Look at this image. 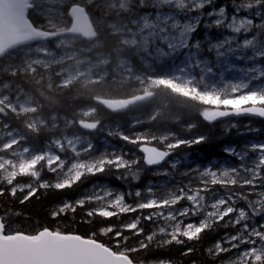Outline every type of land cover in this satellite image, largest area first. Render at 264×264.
<instances>
[{
    "label": "snow or ice",
    "instance_id": "snow-or-ice-1",
    "mask_svg": "<svg viewBox=\"0 0 264 264\" xmlns=\"http://www.w3.org/2000/svg\"><path fill=\"white\" fill-rule=\"evenodd\" d=\"M136 3L141 8L152 9L142 15L150 22L146 28L153 38L156 55L172 62L168 79L191 91L185 99L198 106L197 114L204 122L214 124L233 116L264 118V103L259 102L264 101V83L253 87L254 82L264 81V64L256 63L264 61V0H232L231 15L227 6L215 7V0H136ZM242 12L251 13L260 22L242 17ZM192 13L196 15H190ZM202 21L207 31L201 37L198 33ZM213 29H224L231 35L214 39ZM205 52L212 54L214 61L205 56ZM233 59L244 61L246 66H238ZM249 64L251 66H247ZM229 72H239L242 78L225 81V73ZM216 76L222 86L209 83V78ZM204 97L221 103L204 104ZM250 97L257 103L243 104L239 108L231 106V102ZM225 101L229 103L225 105ZM138 123L134 122L132 127ZM185 127L192 131L197 124L190 122ZM236 128L238 125L232 123L225 131ZM248 131L258 130L249 128ZM108 134L137 146L144 155L129 157L123 151L105 149L99 155L81 161L69 160L59 152L49 150L47 157L42 156L34 169L21 174L31 178L28 182H20L19 177L0 181V197L7 195L24 204L33 197L39 198L37 194L42 190L72 189L88 177L109 172H116L117 179L138 182L141 163L154 168L167 162L175 170L180 161H168V158L176 149L207 141L204 135L184 139L167 132L149 135L110 130ZM152 141L162 147L150 146L151 151L146 150L145 142ZM94 149L95 146L89 143L87 151ZM224 152L239 163L230 168L214 169L209 165L204 169L197 167L191 172L185 171L183 175L194 174V179L162 193L151 185L145 190L129 189L127 192L98 185L82 198L65 200L50 210L52 220L59 221L69 214L74 218L77 210L82 209L84 223L102 225L90 234L48 226L25 231L12 226L11 218L20 215L19 212H0V264H92L101 251L124 256L128 264H173L147 257L154 249L199 242L205 233L220 227L234 228L235 232L225 233L208 247L207 254L216 264H264V143L246 145L240 151L229 146ZM249 152L256 153L250 163L247 162ZM45 169L55 175L54 182L42 178ZM154 175L170 176L172 173L160 169ZM216 185L224 189L223 195L216 193ZM245 187L254 191H235V188ZM252 196L255 199L250 198ZM241 202L245 206H239ZM121 217L129 218L121 220ZM193 217H199L198 222L193 221ZM256 217L262 222L257 223ZM113 218L119 223L103 224ZM99 236L108 237L111 242L102 241ZM233 249L240 251L227 259H217ZM194 251V247L188 246L182 255Z\"/></svg>",
    "mask_w": 264,
    "mask_h": 264
},
{
    "label": "trees",
    "instance_id": "trees-1",
    "mask_svg": "<svg viewBox=\"0 0 264 264\" xmlns=\"http://www.w3.org/2000/svg\"><path fill=\"white\" fill-rule=\"evenodd\" d=\"M74 6L85 8L96 28L94 39L87 41L76 38L71 41V44L64 43L57 46V43L61 41L57 37L45 44L48 45L51 52L57 55L60 54L62 49L77 52L79 58L84 61L81 67L84 68L86 64L92 65L106 72V76L98 82L86 83L82 80H76L67 86H63V69H66L64 65L76 64L75 61L66 60L61 62L62 60H60L55 64L51 63L46 68L37 64L32 66L26 60L24 53H20V50L32 48V45L11 52L0 60V88L7 96V102L14 101L16 97L30 96L32 105L37 111L15 114L4 104H0V130L4 127L17 130L24 138L23 144L40 152L48 147L59 152V147L53 144L54 141L73 134L80 135L89 139L95 146L92 152L85 153L82 148L77 151V154L84 160L99 155L105 149L123 151L129 157H142L137 146L125 143L116 135H109L110 130L113 133L119 130L126 134L145 133L149 135L167 132L175 133L184 139L204 135L207 137V141L190 148L182 146L176 149L170 159V161H180L175 170L171 169L169 164L154 169L141 163L139 167L142 171L138 182L131 179L128 181L117 179L118 174L116 172H109L108 174L88 177L83 183L74 186L72 189L49 190L47 192L42 190L41 193L37 194L39 198L33 197L24 204H21L18 199L13 200L7 195L0 197V212L9 210L20 213V215H14L11 218L13 228L32 231L40 226H48L64 231L90 234L91 231L102 225L84 223L82 221L84 215L82 209L77 210L74 218L73 214H69L59 221L52 220L49 215L50 210L65 200L74 201L82 198L86 192L97 184H107L117 190L127 192L129 189L145 190L152 183H160L165 180V183L172 189L178 185L187 184L194 179V174L191 176L183 175L185 171L191 172L197 167L204 169L209 165L214 169L235 167L239 161L234 157L227 156L224 152L225 148L235 146L237 151H240L252 140L264 141V119L240 118L208 124L197 114L198 106L194 105L191 100L185 99L187 96L157 83L159 80L173 82L168 79L170 62L163 65L154 63L147 65L148 67L145 66L140 60V57H144V54L135 48L124 45L122 41L125 35L117 30L119 24L135 20L140 13L152 11L147 7H144L142 11L136 0L127 1V6L123 8L120 7L121 0H36L33 3V9L29 13V19L38 29L53 33H58L57 30L62 27L70 30L73 24L70 11ZM214 6H227L228 13L232 14V0H215ZM207 10L210 9L205 11ZM247 14V12H242L240 15L243 17ZM250 16L257 23L260 22L257 17L252 14ZM206 31L202 21L198 34L202 37ZM221 32L231 34L224 29H213L214 39H220ZM210 58H214L212 54H210ZM103 60H106L107 63H102ZM123 60L131 65L133 68L131 73L136 74V77L123 79L114 73L115 66ZM260 62L264 63V61ZM30 67H32V71ZM73 69H76V67H73ZM227 78L225 76V81ZM209 83L222 86L219 76L209 78ZM257 83H264V81L254 82L253 87ZM20 93L21 95H18ZM145 93H152L153 99L147 103L136 105L122 114L108 111L103 104L107 100H126ZM89 110L91 112L87 113ZM32 120H41L45 124L31 128L29 124ZM85 121L97 123L98 127L86 132L80 126V123ZM134 122L139 123L132 127ZM190 122L197 124V127L192 131H188L185 127ZM232 123H236L238 128L226 132L225 129ZM249 128L258 131L249 132ZM145 144L162 147L157 141L145 142ZM8 154V151L1 149L0 144V157H6ZM254 156L255 153L249 152L247 162L250 163ZM160 169L167 170L172 175H154V172ZM42 178L55 181L54 174L49 172L43 171ZM18 179L20 182L26 183L31 178L19 177ZM214 187L218 195L224 194V189L219 185ZM153 188L156 189L154 186ZM249 188H235V191L245 193L254 191L252 189L248 190ZM250 198L255 199V196ZM129 202L133 201L129 199ZM91 206L88 205V207ZM239 206L245 205L241 202ZM122 218L125 220L126 217ZM256 222H262L261 218L256 217ZM109 223H119V221L113 218L110 221L103 222V224ZM145 224L147 227V222ZM233 232H235L234 228L220 227L216 231L205 233L203 239L199 242H190L185 246L172 245L163 249H154L148 254L147 258L150 260L172 261L173 264H216V261L207 254L208 247L220 240L225 233ZM98 238L108 243L111 242L108 237L99 236ZM129 243L131 244L132 241H129ZM188 246L194 247L195 251L187 256L182 255ZM224 258L225 256H220L217 259Z\"/></svg>",
    "mask_w": 264,
    "mask_h": 264
},
{
    "label": "rangeland",
    "instance_id": "rangeland-1",
    "mask_svg": "<svg viewBox=\"0 0 264 264\" xmlns=\"http://www.w3.org/2000/svg\"><path fill=\"white\" fill-rule=\"evenodd\" d=\"M127 1L129 0H121V8L127 6ZM141 8V7H140ZM142 11L144 8H141ZM190 15H196V13H192ZM251 14L248 13L245 16L251 17ZM244 17V16H243ZM258 18V17H257ZM259 19V18H258ZM150 23L149 21H146L143 18V15L140 13V15L133 21L129 22H123L121 25L119 24L117 26V30L122 35H125L123 37V44L126 46H129L131 48H135L137 51H140L144 54V57H140L141 62L147 66L152 65L154 63L158 65H163L166 63L172 64L170 60L167 59H161L156 55L155 52V44L153 42V38L151 36L150 31L146 28V25ZM71 30V29H70ZM70 30H66L65 28H59L58 33H54L52 39H49L50 41L54 40V38H60L61 41L57 43L58 45L61 44H71V41H74L76 37H73L70 34ZM51 32V31H50ZM231 35L229 33H220V38H223L224 36ZM49 42V41H47ZM46 42H40L38 44L32 45L33 47L26 50H20V53H24V56H26V60L31 63V65H39L43 67H48L51 63H57L58 61L62 60L61 62H64L66 60H73L76 64L72 63L69 65H64L66 69H63V86H67L71 84L72 82L76 80H82L83 82H98L103 77L106 76V72L101 71L98 68H95L92 65L86 64L83 67L82 63L84 62L82 58H79V54L74 51H69L66 49H62L60 54H55L54 52H51L49 50L48 45L45 44ZM205 56H208L210 58V54L204 53ZM211 59V58H210ZM214 61V58H213ZM233 63L237 64L238 66L244 67L245 62L244 61H236L232 60ZM102 63L106 64L107 61L103 60ZM258 64H264L260 61H257ZM84 65V64H83ZM247 66H251L250 64ZM29 67V66H28ZM73 67H76V69H73ZM148 67V66H147ZM30 70L32 71V67H30ZM114 73H116L117 76L122 77L123 79H129L132 77H136V74H132L131 71H133V68L131 65H129L127 62L121 61L113 70ZM227 78L226 81H237L242 78V74L239 72H229L225 74ZM157 83L164 85L166 87H169L170 89H173L175 92L182 94L183 96H189L191 95V91L185 88L180 87L178 84L174 82L159 80ZM260 83H257L258 85ZM255 85V86H256ZM18 95H21L18 94ZM7 96L3 92V89L0 88V104H4L11 112L15 114H25L28 112H36L37 109L32 105V99L30 96H25L23 98L16 97L14 101L7 102ZM202 101L206 104H212V105H218L221 102L219 100H214L211 97H204L202 98ZM260 103H264V101H259ZM225 105H227L229 102L225 101L223 102ZM247 103H257L254 98H246L242 99L240 101L231 102V106L233 108H239L243 104ZM91 111H87V113H90ZM71 124V122H69ZM45 122L41 120H32L30 127L34 128L35 126H42ZM24 138L22 134H20L17 130H11L8 129V127L2 128L0 130V144L1 149L4 151H8L9 154L6 157H0V181H7L8 179H14L17 177H23L21 174L28 172L31 169H34L37 166V162L39 159L43 157H47L49 150L53 153H56L57 151H54L51 148H47L43 152L37 151L32 149L31 147L27 146L26 144H23ZM89 143L92 144V142L85 138L81 137L80 135L73 134L70 136H66L60 140H56L53 142V144L60 150L59 153L69 159H78L81 161H84V159L77 154V151L82 148L84 149L83 152L87 153V146ZM254 143H264V141L259 142L256 140L250 141L248 145L254 144ZM74 156V157H71ZM255 156L252 158L255 159ZM176 161V160H175ZM44 172L48 173L45 169ZM55 176V175H54ZM153 184V185H152ZM151 186L155 187L157 190H159L161 193L165 190H170L171 187L168 186L165 183V180H163L160 183H152ZM98 185H104L109 188H112L116 191L117 190L107 184H97ZM248 190H251L249 188ZM259 191V190H255ZM147 211V210H146ZM133 215V214H132ZM129 217H126L128 219ZM193 221L199 220V217H193ZM121 220H124L121 217ZM242 247H248L242 246ZM240 249H233L231 252L223 253L221 256H225L224 259H227L229 257L234 256L236 252H239Z\"/></svg>",
    "mask_w": 264,
    "mask_h": 264
},
{
    "label": "water",
    "instance_id": "water-1",
    "mask_svg": "<svg viewBox=\"0 0 264 264\" xmlns=\"http://www.w3.org/2000/svg\"><path fill=\"white\" fill-rule=\"evenodd\" d=\"M34 1L36 0H0V60L10 52L23 46L52 39L51 33L37 29L29 19V12ZM70 12L73 19L70 34L91 40L95 28L85 9L81 6H75ZM152 98V94H144L129 100L105 101L104 105L111 112L123 113L130 107L148 102ZM247 117L262 119L256 116H233L220 121ZM81 127L91 131L97 127V124L82 122ZM144 147L146 150L151 151L149 145L145 144ZM140 153L144 155L142 152ZM92 264H128V262L124 256H116L114 253L101 251L99 257L93 258Z\"/></svg>",
    "mask_w": 264,
    "mask_h": 264
},
{
    "label": "bare ground",
    "instance_id": "bare-ground-1",
    "mask_svg": "<svg viewBox=\"0 0 264 264\" xmlns=\"http://www.w3.org/2000/svg\"><path fill=\"white\" fill-rule=\"evenodd\" d=\"M149 146H153V145H150V144H148ZM170 159H171V156L168 158V161H170ZM158 167H155V169H157Z\"/></svg>",
    "mask_w": 264,
    "mask_h": 264
}]
</instances>
